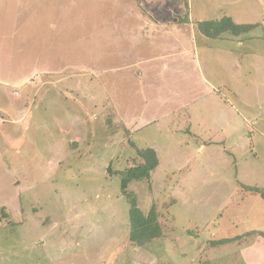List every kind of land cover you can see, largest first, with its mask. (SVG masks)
I'll return each mask as SVG.
<instances>
[{"label": "rangeland", "instance_id": "rangeland-1", "mask_svg": "<svg viewBox=\"0 0 264 264\" xmlns=\"http://www.w3.org/2000/svg\"><path fill=\"white\" fill-rule=\"evenodd\" d=\"M125 2L0 0V264H234L239 238L211 240L264 230V0H189L192 23L247 24L214 39L182 26L189 45L143 86L117 70L140 41L116 34ZM152 146L158 165L126 192L174 246L130 240L119 172Z\"/></svg>", "mask_w": 264, "mask_h": 264}, {"label": "crops", "instance_id": "crops-1", "mask_svg": "<svg viewBox=\"0 0 264 264\" xmlns=\"http://www.w3.org/2000/svg\"><path fill=\"white\" fill-rule=\"evenodd\" d=\"M124 1H126L124 3L125 5L116 7L117 14H118V11L119 12L124 11L125 13L131 11V13L125 16H124L125 13H121L118 16L116 14L115 18L117 21H121V20L123 21L120 24L125 23V24H132V25L126 26V28L125 27L118 28L116 34L119 37H131L134 39H139L140 41L135 42L132 47V49L134 48L136 49V54H134V56L132 57L134 61H132L131 58H127L126 60V63H128L129 61L131 64L127 68L128 69L132 68V71L126 74L125 70L127 68H123V69L115 68V69H117L118 71H123L122 73L124 74L123 76H128V84L131 83L133 80L135 83H139L140 86H143L145 82H147L148 80L146 79V76H153V75H148L156 68L154 67L156 63H153V62L161 60V59L172 58L173 56L175 57L178 56V54L180 53H175V52L176 50H178V52L181 51V49L183 48V45L186 44L184 43V41H187V44L189 45V40L184 39V37L181 35L182 26H185L186 28L187 27L192 28L193 35L194 33L195 35L196 33L201 34V32L198 30L197 24L192 23L189 13H188V21L186 22L179 21V18L184 17L185 16L184 14L187 13L186 12L187 9L185 6V0H136V1L128 0L129 3L127 2V0H124ZM188 2L189 0H187V5L189 6ZM189 8H188V11H189ZM144 12L148 15L147 17L143 16ZM190 22L192 24H190ZM167 25H170L169 29H167L168 27ZM174 28H175L176 37L171 38L169 37L171 35H173L174 37V32H172V30L174 31ZM121 32H124V34L119 35V33ZM222 34H226V32H223ZM218 37H209V38L214 39ZM159 38L160 40H157L156 42V39H159ZM151 40H154V41H151ZM127 42L132 44V40H127ZM152 45L157 46V47H153ZM190 45L192 48L191 53L192 52L195 53L193 49V47L195 48L194 43H191ZM188 53H190V51H188ZM141 64H146L145 70H147V73L144 74L143 70L141 68H138V65H141ZM134 70H136L137 73H135ZM101 71H102L101 75H103L104 70L102 69ZM177 73L179 75L178 70H177ZM120 76L123 77L122 75ZM120 80L121 82H124L126 78L124 79V81L122 79ZM184 81L186 82L185 79ZM111 83H112V80L110 79V83L108 84H111ZM101 86L106 87L103 79H101ZM154 87L155 89H158L159 87H161V85L159 84L152 85L150 86V89H153ZM151 101L157 103L154 97L148 100L147 95H146L144 99V102H145L144 105L147 106V104ZM155 103H153V105L156 106ZM153 116L154 115L148 116L150 121L152 120L150 118H152ZM143 148H147V147H143ZM150 148H153L154 150L155 149L158 150V148H155L154 146ZM157 150L156 152H158ZM245 188H248V185H246ZM261 210H263L262 214H264V206L261 207ZM161 219L165 220L164 218L160 217L161 222H162ZM247 219L245 220L247 221ZM260 219H263L264 221V216ZM162 231H163L162 233L163 243L162 244L166 242L167 244L170 243L171 245L174 246L176 244L174 242V240H176L174 239L176 237L175 232L173 231L169 232V230L167 231L165 227L162 229ZM262 234H264V230L259 224H256L255 227L253 225L248 224V227L245 228V230L239 234H236L233 236H221L217 239L211 240V242H214L215 240L218 241V240L228 238V237L230 238L238 237L239 239L235 242L236 246H234L235 247L234 254L236 256L234 259V262H235L234 264H237V261H238V264H264V236ZM204 248H205L204 246L199 247L197 248L196 252L201 251L202 253H204L205 251ZM179 254H180V258L177 260V262L183 261L184 264H209V261H210L207 252H205V255L202 254L203 256L201 254L200 256L199 254L196 255L195 253H192L188 257V263L185 261L187 253L185 254L184 257L183 256L181 257L182 255L181 251L179 252ZM172 259L174 260V257H172ZM177 262L174 260L172 264H178Z\"/></svg>", "mask_w": 264, "mask_h": 264}, {"label": "trees", "instance_id": "trees-1", "mask_svg": "<svg viewBox=\"0 0 264 264\" xmlns=\"http://www.w3.org/2000/svg\"><path fill=\"white\" fill-rule=\"evenodd\" d=\"M185 6L187 7L186 2ZM186 15L182 18L180 17L179 21H188ZM235 24L239 23H234L230 17L225 16L220 19L198 21L197 28L200 32L207 35L208 37H218L223 32L228 30L231 32V34L232 31H236L237 28L239 31V29L243 27L242 25H246L247 23H242L240 25ZM138 154L143 159V162L139 165L129 167L126 170L119 172V174L121 175V190L127 197H129L130 202V240L137 242L138 244H143L145 241L150 239L161 237L163 231L161 227L162 222L160 221L156 210L151 208L147 214H144L137 206L135 196L126 192L127 185L131 181L150 179L152 172L158 165V156L156 155V152L153 148H140L138 149ZM255 190L260 193L262 198H264V189ZM262 235L264 236V234ZM232 240L233 238H224L218 240L217 243L224 244L226 242H231Z\"/></svg>", "mask_w": 264, "mask_h": 264}]
</instances>
